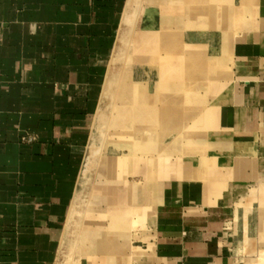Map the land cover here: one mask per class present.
Returning a JSON list of instances; mask_svg holds the SVG:
<instances>
[{
    "label": "crops",
    "instance_id": "obj_1",
    "mask_svg": "<svg viewBox=\"0 0 264 264\" xmlns=\"http://www.w3.org/2000/svg\"><path fill=\"white\" fill-rule=\"evenodd\" d=\"M128 1L0 0V264L70 254ZM215 2L192 15L207 26L181 37L194 63L166 77L172 92L157 82L158 107L150 69L127 83L104 166L86 182L95 222L77 264H264V0H227L228 33L212 29Z\"/></svg>",
    "mask_w": 264,
    "mask_h": 264
},
{
    "label": "rangeland",
    "instance_id": "obj_2",
    "mask_svg": "<svg viewBox=\"0 0 264 264\" xmlns=\"http://www.w3.org/2000/svg\"><path fill=\"white\" fill-rule=\"evenodd\" d=\"M219 1L220 2L216 0L214 4L216 6L214 8L215 26H212V29H223L228 33L235 29L236 25L232 21L230 22L226 16L224 17L228 11V9L224 7L227 0ZM210 4L212 5L213 3L208 4V0L128 1L105 82L102 105L93 126L86 165L80 179L76 203L74 205V217L69 222L70 245L72 248L70 254H67L66 257L59 259L58 256L57 264H77L80 257L82 237L86 235L83 230H85V227L90 225L92 221V224L95 222V209L89 202V193L92 192V185H86V182L91 179L90 173H92L91 171L93 169L95 170L96 168L104 166V152L107 151L105 143L109 142L112 128L111 117L113 114H121L126 111V99L124 98H127V83L132 80L134 82L141 81V71L144 68L147 70L150 69L151 80L154 81V85H152L154 89H151L150 99L151 103L153 102V104L158 107L157 100L160 90L157 87V85H159L157 82H163V85L161 84L163 92H172L171 86L169 88L165 86L166 77L173 78L176 74L173 72L176 67L194 63L193 57L191 56V51L194 49L189 43H181V37L190 34L192 29H206L207 26L202 24L198 25L196 19L192 21V15L195 17L202 13L206 15V10ZM144 13H147V15L150 14L152 25L146 27L142 24ZM143 36L152 38L150 46L138 42L139 38ZM200 59L201 57L199 60ZM138 74L140 78H138ZM180 75L178 74V76ZM189 75V73L185 72L183 75L184 79H186L185 76ZM199 75L200 81H206L203 73ZM141 87L142 84L140 83V85L137 84L134 89L136 92L134 106L136 108L138 102L142 101L143 92ZM165 88H168L166 89L167 91H165ZM119 142L122 145L125 140L120 138ZM82 193L85 195L80 206V196ZM88 234L91 235L90 238L92 239L91 250L95 252L94 245L98 238L95 236L96 233ZM65 241L66 237L62 242V248L65 245ZM126 251L127 250L124 252ZM125 256L126 253L119 256L120 262L123 263L125 261Z\"/></svg>",
    "mask_w": 264,
    "mask_h": 264
},
{
    "label": "bare ground",
    "instance_id": "obj_3",
    "mask_svg": "<svg viewBox=\"0 0 264 264\" xmlns=\"http://www.w3.org/2000/svg\"><path fill=\"white\" fill-rule=\"evenodd\" d=\"M164 2V1H163ZM178 3V2H177ZM191 4V3H190ZM189 5V4H188ZM173 6V5H172ZM192 6V5H191ZM166 10H167V8H166ZM180 19V18H179ZM187 20V19H186ZM180 21H181V19H180ZM167 22H169V21H167ZM183 26V25H182ZM151 37H149V36H143L142 38H139V40H138V42H141L142 44H144V45H148V43L151 41ZM131 68V67H130ZM125 78V77H124ZM123 78V79H124ZM124 81H125V79H124ZM139 87V86H138ZM128 88V87H127ZM123 90V89H122ZM166 90V89H165ZM167 91V90H166ZM128 92H129V89H128ZM123 94H124V92H123ZM151 95V94H150ZM130 96V95H129ZM148 96V95H147ZM131 97H132V95H131ZM124 99H126V98H124ZM139 101H140V99H139ZM154 101V100H153ZM139 103V102H138ZM153 103V102H152ZM141 104H143V103H141ZM122 105V104H121ZM129 105H131L130 103H129ZM138 105H140V104H138ZM113 164V163H112ZM127 238V237H126ZM110 241V240H109ZM112 242V241H111ZM113 243V242H112ZM111 244V243H110ZM124 244V243H123ZM123 244L121 245V246H123ZM126 244V243H125ZM126 246V245H125Z\"/></svg>",
    "mask_w": 264,
    "mask_h": 264
},
{
    "label": "built area",
    "instance_id": "obj_4",
    "mask_svg": "<svg viewBox=\"0 0 264 264\" xmlns=\"http://www.w3.org/2000/svg\"><path fill=\"white\" fill-rule=\"evenodd\" d=\"M27 140H28V141H31V139H30V138H29V139L27 138Z\"/></svg>",
    "mask_w": 264,
    "mask_h": 264
}]
</instances>
